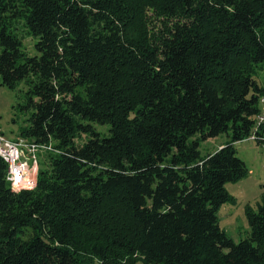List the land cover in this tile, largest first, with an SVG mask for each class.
Listing matches in <instances>:
<instances>
[{"label": "trees", "instance_id": "16d2710c", "mask_svg": "<svg viewBox=\"0 0 264 264\" xmlns=\"http://www.w3.org/2000/svg\"><path fill=\"white\" fill-rule=\"evenodd\" d=\"M18 2L37 55L0 24V86L29 81L35 112L19 136L61 153L18 193L0 158V264H264V194L246 210L248 239L234 243L217 218L225 184L249 173L234 144L264 99V0Z\"/></svg>", "mask_w": 264, "mask_h": 264}, {"label": "rangeland", "instance_id": "374dc122", "mask_svg": "<svg viewBox=\"0 0 264 264\" xmlns=\"http://www.w3.org/2000/svg\"><path fill=\"white\" fill-rule=\"evenodd\" d=\"M144 15L148 27L161 28L159 19L155 17L151 9L146 8ZM0 24L6 25L9 31L20 39L24 54L28 57L37 55L34 45L38 39L29 34L22 18L21 4L18 0H0ZM253 72L258 85L264 88V65H256ZM28 91L29 81L20 82L14 89L0 86V132L9 140L20 138V133L29 126L30 118L35 112L33 107L27 106L26 95ZM76 92L84 96L86 86L77 88ZM69 98L70 96L67 97V99ZM91 125L99 137L109 136V125L97 123H91ZM86 140L87 136L85 135L76 136L74 143L76 146H81ZM228 140L229 134L224 133L206 141H199L200 155L205 156L215 152ZM234 148L237 157L245 163L249 173L238 182L225 184L224 188L231 196V200L219 208L217 218L219 227L234 243H238L250 237L246 210L249 208L256 211L257 204L264 194V140L248 138L236 142ZM47 154L40 156L38 168L42 163L43 169H48ZM30 235L31 231L25 229L20 237L26 239ZM88 258L93 259L92 255H88ZM134 262L135 259L132 258V260H123L122 264H134ZM95 264H100V262L95 261ZM135 264H140L139 260H136Z\"/></svg>", "mask_w": 264, "mask_h": 264}, {"label": "built area", "instance_id": "2783aa9c", "mask_svg": "<svg viewBox=\"0 0 264 264\" xmlns=\"http://www.w3.org/2000/svg\"><path fill=\"white\" fill-rule=\"evenodd\" d=\"M259 113L255 117L254 128L248 137L264 140L256 132L264 127V99L259 101ZM60 154L51 144L35 143L24 138L7 139L0 132V158L6 164L5 180L12 192L33 190L37 185L38 160L42 154Z\"/></svg>", "mask_w": 264, "mask_h": 264}]
</instances>
